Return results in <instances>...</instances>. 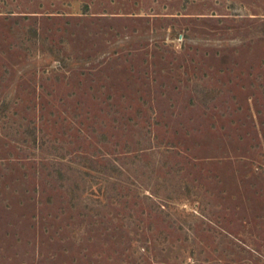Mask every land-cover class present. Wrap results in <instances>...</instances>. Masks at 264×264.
<instances>
[{
	"label": "rangeland",
	"instance_id": "1",
	"mask_svg": "<svg viewBox=\"0 0 264 264\" xmlns=\"http://www.w3.org/2000/svg\"><path fill=\"white\" fill-rule=\"evenodd\" d=\"M0 264H264V0H0Z\"/></svg>",
	"mask_w": 264,
	"mask_h": 264
}]
</instances>
